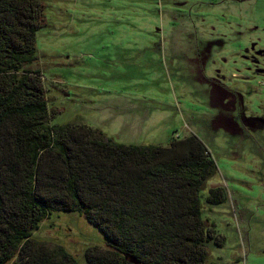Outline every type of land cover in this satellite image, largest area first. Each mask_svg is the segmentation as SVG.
<instances>
[{"label": "rangeland", "instance_id": "374dc122", "mask_svg": "<svg viewBox=\"0 0 264 264\" xmlns=\"http://www.w3.org/2000/svg\"><path fill=\"white\" fill-rule=\"evenodd\" d=\"M42 3L25 67L41 75L49 124L133 145L196 136L216 167L199 191L215 234L203 264H264V0ZM218 186L225 200L208 205ZM31 238L77 264L106 248L77 212H52Z\"/></svg>", "mask_w": 264, "mask_h": 264}, {"label": "trees", "instance_id": "16d2710c", "mask_svg": "<svg viewBox=\"0 0 264 264\" xmlns=\"http://www.w3.org/2000/svg\"><path fill=\"white\" fill-rule=\"evenodd\" d=\"M42 0H0V264H77L34 241L52 212H77L105 239L85 264H203L215 236L199 191L215 170L194 135L122 144L84 125L49 124L35 34ZM211 187L208 205L223 202Z\"/></svg>", "mask_w": 264, "mask_h": 264}]
</instances>
